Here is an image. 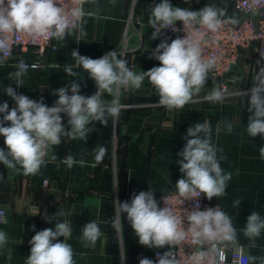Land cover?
<instances>
[{"label":"crops","instance_id":"obj_1","mask_svg":"<svg viewBox=\"0 0 264 264\" xmlns=\"http://www.w3.org/2000/svg\"><path fill=\"white\" fill-rule=\"evenodd\" d=\"M159 2L89 0L83 9L85 13L94 12L95 15L83 18L87 35L79 43L76 42V34H72L64 41L55 38L53 45L41 55L30 48H16L10 60L0 64V103L7 102L10 110L16 106L5 94L7 86L36 101L41 97L49 107L58 99L53 92L70 86L72 81L80 83V94H94L97 91L95 82L82 68L74 69L78 73L75 77L64 72L65 64L75 63L71 55L73 50L93 59L109 51H117L123 55L118 58L128 60V67L137 73L159 66V61L152 56L153 50L162 40L171 43L175 39L165 31H161L157 39H150V7ZM232 2L170 0L174 7L196 11L214 4L226 8L227 17L234 16L239 20L240 15L233 9ZM125 33L126 39L121 44ZM19 60H40L43 65L29 68L23 77V86L17 87L9 73L16 70L14 65ZM260 67L264 65L253 46L241 49L239 57L223 75L227 88L224 100L219 103L204 99L213 87H221L219 80L212 79L211 71L205 88L182 109L168 110L161 106L159 96L147 78L139 89H120L115 97L104 93L103 100L116 98L123 106L119 118H109L106 127L99 122L90 124L86 141L62 136L60 145L50 147L46 163L36 175H24L0 163V206L7 209V214L0 220V231L6 232L8 237L7 244L0 249V264H26L30 240L35 233L54 228L57 220L63 222V219L72 227L67 243L73 248L75 264H139L143 258L156 262L153 253L168 249L140 245L116 200L152 189L159 202L169 189L175 188L177 180L184 175L177 161L182 159L178 153L186 144L187 129L204 121L212 126V143L218 149V159L223 157L220 163L224 173H231L225 195L205 199L222 206L233 220L245 254L256 256V264H262L264 230L256 239L254 248L247 247L249 241L243 235L247 217L252 212L260 213L264 218V159H261L259 151L264 147V138L260 135L252 138L246 130L252 115L248 111L252 77ZM242 92L248 95L243 96ZM2 116L0 114V119ZM220 121L232 123V132L228 133L222 125L223 130L217 134L215 128ZM62 123L68 127L65 114H62ZM99 146H104L107 152L102 162L96 163L94 149ZM4 147L3 137H0V148ZM69 154L77 161L85 160L86 166L76 164L69 168L63 163ZM236 200L241 201L239 207L234 204ZM62 209L67 210L64 218L58 217L51 223L46 220V214L51 217ZM92 220L97 222L102 235L94 247H86L81 239V229ZM58 240L63 242L64 238L59 237ZM8 249L12 251L11 260L6 258ZM227 253L234 254L232 249H227Z\"/></svg>","mask_w":264,"mask_h":264},{"label":"clouds","instance_id":"obj_2","mask_svg":"<svg viewBox=\"0 0 264 264\" xmlns=\"http://www.w3.org/2000/svg\"><path fill=\"white\" fill-rule=\"evenodd\" d=\"M87 2L89 0H71L69 7L62 0H0V64L6 63L13 55L11 38L14 35H26L33 41L49 38L64 41L66 36L76 34V42L79 43L87 35L83 18L85 15H95L94 12L85 13L83 5ZM177 22H182L185 36L177 37L171 43L162 40L152 53L159 66L140 73L128 67V60L118 58L123 55L117 51H109L93 59L73 50L71 55L75 63L65 64L64 72L69 77H75L78 73L74 69L82 68L97 88L91 96L80 94V83L72 81L70 86L53 92L58 99L49 107L43 99L36 101L18 94L11 86L5 87V94L16 106L10 110L7 102L0 103V114H3L0 137H3L5 146L0 148V163L24 175H36L45 165L50 147L60 145L62 136L86 141L90 124L99 122L106 127L109 118H119L123 106L116 98L103 100L101 97L104 93L115 97L120 89H139L146 78L155 88L161 106L168 110L184 108L194 95L205 88L209 72L216 64L215 58L203 57V48L198 39L201 29L216 33L225 25H236L239 21L234 16L227 17L226 8L214 4L196 11L174 7L170 0H160L150 7V39H157L165 29L177 31ZM14 67L16 70L9 73V77L17 87L23 86V77L29 65L19 60ZM252 81L248 100V111L252 115L249 116L246 130L252 138L257 135L264 138V67L255 72ZM225 94V90L217 86L204 99L219 103L224 100ZM241 94L248 95L244 92ZM62 114L68 117V127L62 123ZM222 125L228 133L232 132V123L220 121L215 128L217 134L223 130ZM212 131L208 121L195 123L187 129L184 137L186 144L178 153L182 159L177 161L184 175L175 183L178 195L184 200L201 195L212 200L226 193L231 173H224L221 167L223 157L218 159V149L212 143ZM94 151L95 162H102L107 149L99 146ZM259 151L261 159H264V147H260ZM63 163L71 168L76 164L84 167L87 162L83 159L77 161L69 154ZM116 203L120 211L126 214L140 245L168 249L163 254L157 253L156 262L143 258L139 264H226V249L233 250L232 264H256L257 257L245 255V247L239 243L232 218L219 206L201 210L197 204L191 211L185 209L181 217L166 203L165 207H159L152 189L133 194L130 203L118 200ZM234 204L239 207L241 201L236 200ZM66 212L65 209L58 210L51 217L46 214L45 218L51 223L58 217L64 218ZM262 230L264 218L254 211L247 217L243 228V235L249 241L247 247L257 246L256 239ZM81 232L86 247H94L102 235L99 225L93 220ZM71 235L72 227L66 219L63 222L57 220L54 228L37 231L30 240L31 249L26 264H75L73 248L67 243ZM59 237L64 238L63 242L58 240ZM185 241L194 246V252L182 262L173 249ZM7 242V233L0 231V249ZM6 258L12 259L11 249H8Z\"/></svg>","mask_w":264,"mask_h":264},{"label":"built area","instance_id":"obj_3","mask_svg":"<svg viewBox=\"0 0 264 264\" xmlns=\"http://www.w3.org/2000/svg\"><path fill=\"white\" fill-rule=\"evenodd\" d=\"M65 5L71 6V0H62ZM232 7L240 15L238 24L236 25H225L216 33H210L206 30L201 29V35L198 39L201 42L203 48V57L205 59L215 58V67L211 70L212 79L221 80L223 73L229 68V66L236 61L240 55L241 49L253 46L256 50L257 57L264 65V0H233ZM177 31H173L171 28L165 29L169 34H172L175 38L184 37L185 32L183 31L182 22H177ZM13 51L18 48L19 50L32 49L40 55L45 51L47 47L53 45L55 38L49 39H38L33 41L26 35H14L12 36ZM126 39V33L124 34L123 44ZM11 58V57H10ZM10 58L8 60H10ZM29 65V68H39L43 64L40 60H23ZM34 65V67H33ZM225 89L226 85L221 86ZM41 100V97L37 98V101ZM46 181H44L45 183ZM127 195L121 199L120 202L128 201L131 202L133 194ZM177 193L176 187L169 189L158 202L159 207H165V203L168 204L178 216H183L184 210L191 211L197 204L201 210L213 207H221L219 203L208 201L204 195L197 198L184 200ZM7 214V209L0 206V220H2ZM185 227L187 222L185 221ZM179 260L186 261L194 252V246L190 242H182L181 244L174 247L173 250ZM157 253L163 254L162 251L157 250L153 253V259L158 260ZM226 253V263L232 262L234 254L229 255ZM246 255V254H245Z\"/></svg>","mask_w":264,"mask_h":264},{"label":"rangeland","instance_id":"obj_4","mask_svg":"<svg viewBox=\"0 0 264 264\" xmlns=\"http://www.w3.org/2000/svg\"><path fill=\"white\" fill-rule=\"evenodd\" d=\"M229 67H230V66H229ZM228 69H229V68H228ZM228 69H227V70H228ZM227 70H226V71H227ZM226 71H225V72H226ZM225 72H224V73H225ZM224 73H223V75H224ZM223 75H222V77L220 78V79H221V80H220V82H221V86H222V83H223V85H226V83L222 80V79H223ZM226 88H227V85H226V87H225L224 90H226Z\"/></svg>","mask_w":264,"mask_h":264}]
</instances>
